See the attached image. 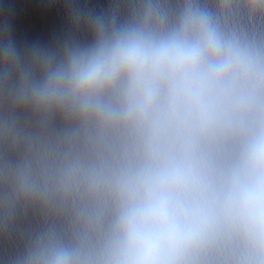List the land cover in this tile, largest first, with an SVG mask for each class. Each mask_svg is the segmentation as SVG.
<instances>
[{"label": "clouds", "instance_id": "obj_1", "mask_svg": "<svg viewBox=\"0 0 264 264\" xmlns=\"http://www.w3.org/2000/svg\"><path fill=\"white\" fill-rule=\"evenodd\" d=\"M0 264H264V0H0Z\"/></svg>", "mask_w": 264, "mask_h": 264}, {"label": "water", "instance_id": "obj_2", "mask_svg": "<svg viewBox=\"0 0 264 264\" xmlns=\"http://www.w3.org/2000/svg\"><path fill=\"white\" fill-rule=\"evenodd\" d=\"M51 18H44L39 15L32 17L29 22V28L34 35H39L47 29L52 23Z\"/></svg>", "mask_w": 264, "mask_h": 264}]
</instances>
